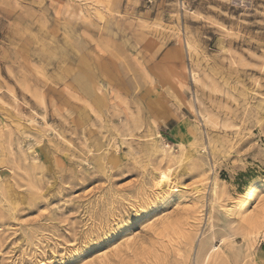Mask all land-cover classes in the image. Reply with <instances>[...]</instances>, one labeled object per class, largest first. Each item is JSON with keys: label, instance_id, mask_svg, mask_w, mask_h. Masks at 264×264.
<instances>
[{"label": "rangeland", "instance_id": "obj_1", "mask_svg": "<svg viewBox=\"0 0 264 264\" xmlns=\"http://www.w3.org/2000/svg\"><path fill=\"white\" fill-rule=\"evenodd\" d=\"M212 247L264 264V0H0V264Z\"/></svg>", "mask_w": 264, "mask_h": 264}, {"label": "bare ground", "instance_id": "obj_2", "mask_svg": "<svg viewBox=\"0 0 264 264\" xmlns=\"http://www.w3.org/2000/svg\"><path fill=\"white\" fill-rule=\"evenodd\" d=\"M182 40V39H181ZM189 46V45H188ZM190 49H191V47H190ZM82 55V54H81ZM196 78H197V76H196ZM195 78V79H196ZM197 80V79H196ZM168 175V174H167ZM166 174H163L162 175V182H165V183H168L169 182V178H168V176H167ZM164 188V187H163ZM255 234V231L253 230V232H250V230H249V232H247V236H249V237H253V235ZM248 237V238H249ZM248 238H246V239H248ZM250 239V238H249ZM253 242V241H252ZM216 251H218L217 250V247H212V248H210V249H204L203 250V252H201V260H202V263L201 264H205V262L207 261V262H209V260L211 261V257H212V255L213 254H215V252ZM217 254V253H216ZM216 259H217V257H216ZM214 261V260H213ZM207 264V263H206ZM211 264V263H210Z\"/></svg>", "mask_w": 264, "mask_h": 264}]
</instances>
